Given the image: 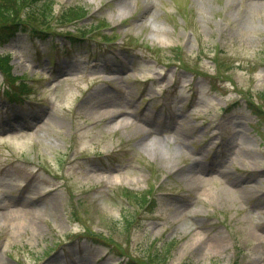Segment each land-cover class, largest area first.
<instances>
[{"label": "rangeland", "instance_id": "374dc122", "mask_svg": "<svg viewBox=\"0 0 264 264\" xmlns=\"http://www.w3.org/2000/svg\"><path fill=\"white\" fill-rule=\"evenodd\" d=\"M55 1L86 7L83 23L105 19L126 44L116 57L0 45L36 92L30 105L0 103V264H123L87 240L62 246L82 228L65 210L73 193L92 223L120 219L111 190L151 184L162 198L131 230L134 257L150 240H176L170 264H264V121L241 95L264 88V0ZM148 46L181 47L215 87ZM217 58L232 66L223 77ZM5 85L0 71V94Z\"/></svg>", "mask_w": 264, "mask_h": 264}, {"label": "trees", "instance_id": "16d2710c", "mask_svg": "<svg viewBox=\"0 0 264 264\" xmlns=\"http://www.w3.org/2000/svg\"><path fill=\"white\" fill-rule=\"evenodd\" d=\"M54 0H0V38H5V33L12 32H25L30 35H37L42 38H48L51 34H68L69 39L73 44L81 42V40L91 37L94 34L101 35L98 29L101 24L92 26L79 27L76 24L77 21L84 19L88 11L85 7L81 6H65L61 9L58 15L54 10ZM57 29H64V32H57ZM70 29H73L76 34L72 33ZM104 39H108L107 36H102ZM179 53L176 54V57ZM181 61L182 59L179 58ZM217 65H222L217 60ZM184 67L191 70L188 64H184ZM0 69L2 70L7 84L8 95L26 98L33 95V90L29 83L24 78H16L11 73V67L8 65V58H3L0 55ZM195 73L199 74V71ZM264 98V92L260 93ZM250 106L256 110V112L264 116V109L262 106H257L253 100H249ZM121 195L128 200L130 208L128 214L124 217V220L120 225V231L130 237L132 220L137 218L141 211L150 203L152 195L151 191L143 193H134L129 190L121 191ZM82 206V203L80 204ZM78 206L74 204L73 213L78 214ZM78 216V215H77ZM79 217V216H78ZM111 235L104 236L103 233L94 234L91 226L85 228L89 232V236L95 240H102L101 243L108 247H112L119 255L128 259V264H168L169 257L171 256V245H165L164 247L157 246L156 244H150L147 246V250L142 253V256L134 257L129 252V248L124 247L121 243L117 242L112 234L119 228V224L116 221H112L110 224H106Z\"/></svg>", "mask_w": 264, "mask_h": 264}]
</instances>
